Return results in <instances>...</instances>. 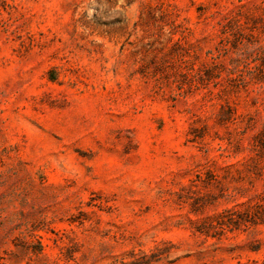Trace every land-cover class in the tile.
<instances>
[{
    "label": "rangeland",
    "instance_id": "rangeland-1",
    "mask_svg": "<svg viewBox=\"0 0 264 264\" xmlns=\"http://www.w3.org/2000/svg\"><path fill=\"white\" fill-rule=\"evenodd\" d=\"M0 264H264V0H0Z\"/></svg>",
    "mask_w": 264,
    "mask_h": 264
}]
</instances>
